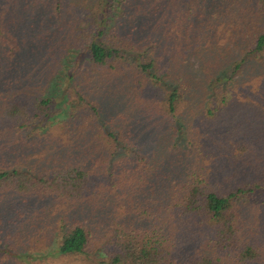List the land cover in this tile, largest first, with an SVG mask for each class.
I'll use <instances>...</instances> for the list:
<instances>
[{
  "label": "trees",
  "instance_id": "1",
  "mask_svg": "<svg viewBox=\"0 0 264 264\" xmlns=\"http://www.w3.org/2000/svg\"><path fill=\"white\" fill-rule=\"evenodd\" d=\"M112 78L130 120L100 118ZM262 177L264 0H0V199L44 203L34 245L54 230L87 264H264L242 200Z\"/></svg>",
  "mask_w": 264,
  "mask_h": 264
},
{
  "label": "rangeland",
  "instance_id": "2",
  "mask_svg": "<svg viewBox=\"0 0 264 264\" xmlns=\"http://www.w3.org/2000/svg\"><path fill=\"white\" fill-rule=\"evenodd\" d=\"M113 20L114 19L112 18V21ZM85 24H87V22L82 23V25ZM66 59L67 61L64 67L62 68L60 75H58V78L55 79L57 83L52 86L50 91L51 92L50 95L52 96L53 99V105L57 109H59L57 115L53 116L52 120L61 119L66 116V112H67L66 104H65L66 99L64 97L65 94L62 92V90L64 91V88L67 85L69 79L68 75L70 74V72L77 71L78 64L81 61L87 59L85 47L82 51L76 50L71 52V54ZM124 62H128V61L124 60ZM193 62L196 64L195 60H193ZM118 81H119L118 79L115 80L114 78H112L111 80L108 81L110 83L102 84L103 86H106V88L110 86L109 92L107 93H111L112 96L109 98L105 96L103 98L102 107L104 108L106 114L104 115L101 114L100 118L102 117L104 120L105 118L106 119L112 118L117 114L125 113V112H126L127 120H130L131 114L136 113L134 109V104H133L134 102L132 100V96L130 94L126 95L124 91L120 89V87L117 85ZM102 85H100L101 89H102ZM188 119L190 118H188V116L184 114L180 117L179 120L178 118H174V120L160 119L158 120V122L157 121L154 122L152 127H149L151 128L150 132L152 134L153 132L158 131L157 132L158 134L161 131V129L166 130L168 123L174 122L175 124V121L178 120L179 125L182 126L185 125V130L184 129L182 130L183 131L182 135H180L181 130H178L177 136L174 138L175 141H178V143H182L183 138H185L186 136L188 137L189 134V132L186 131V124H185L186 120ZM138 122L142 124V125L137 124L138 131H136V133L139 140V136L141 138L144 137V134L142 132H144L143 131L144 127L147 126L144 125V123L141 121ZM36 131H37V126L34 125L28 132L36 133ZM258 183L262 185V189L256 187L255 190L251 191L246 195H243L242 200L245 203V213L248 219L247 222H248L249 230H252V234L256 238L260 239L262 243H264V177L260 178L258 180ZM45 207L46 206L44 205L43 202L41 204L40 202L38 201L34 202L33 200L22 201V199L19 198V196L15 197V196L5 195V197L0 199V218L1 220L3 219V222L5 223L4 225L5 227L1 232L2 241L0 242V264H87L85 263V261H82L80 258L72 259L68 257H61L60 255L55 254L54 247L57 243V237L54 230L49 231V233L52 236V239L51 241L49 240L50 242L45 243L46 246L45 244L41 245L40 247L34 245L33 239L39 233L37 232L38 228L41 226H43L44 228L47 225L44 223V219H41L39 216H35L34 213H39L43 211ZM19 209L25 211V215L23 216L24 226L22 227V229L21 227L20 228L16 227L22 220V218H19V216L15 217L18 214L15 211ZM57 211L53 212L50 215L53 221H55L56 218L64 215L63 213L62 214L56 213ZM13 212L15 213L13 214ZM44 217L46 218V215H44ZM45 228L48 229V227ZM16 230L19 231L16 232ZM104 251L105 250L102 247L101 251L97 252V257L100 258L101 256V258H104L106 256L103 254L105 253Z\"/></svg>",
  "mask_w": 264,
  "mask_h": 264
}]
</instances>
